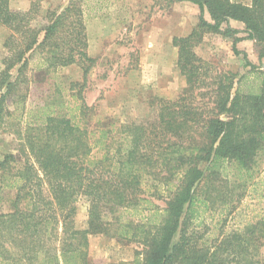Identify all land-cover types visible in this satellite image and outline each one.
<instances>
[{"label": "trees", "instance_id": "16d2710c", "mask_svg": "<svg viewBox=\"0 0 264 264\" xmlns=\"http://www.w3.org/2000/svg\"><path fill=\"white\" fill-rule=\"evenodd\" d=\"M168 1L199 9L192 30L172 39L181 92L155 98L148 120L98 122L94 129L78 121L89 110L80 95L71 116L27 111L34 122L22 134L25 158L0 161V264H92L88 236L110 232L141 251L131 263L109 264H264V209L241 227H225L246 193L264 201V0ZM34 6L24 11L0 0V25L9 31L0 59V123L23 110L24 94L14 93L28 83L33 54L38 68L78 64L83 77L95 62L78 1L38 24ZM208 33L234 36L244 72L215 71L198 56ZM244 39L258 47V64L237 48ZM3 190L13 192L6 209ZM81 197L88 216L77 228Z\"/></svg>", "mask_w": 264, "mask_h": 264}, {"label": "rangeland", "instance_id": "374dc122", "mask_svg": "<svg viewBox=\"0 0 264 264\" xmlns=\"http://www.w3.org/2000/svg\"><path fill=\"white\" fill-rule=\"evenodd\" d=\"M13 9L29 10L34 6L35 21L46 22L47 13L58 14L73 0H9ZM83 10L87 53L95 59L86 77L78 64L55 70L38 68L40 56L33 54L25 69L26 85L17 89L15 95L24 94V107L13 116H5L0 123V161L13 154L16 163L25 158L18 151L23 143L25 128L34 120L28 116L39 110L77 114L80 100L88 106L87 118L80 121L91 129L98 122H141L152 117V102L157 97L175 98L185 85L184 78L176 67L177 48L174 36L188 34L196 25L198 6L191 1L169 2L168 0H75ZM249 4L250 0H233ZM208 18V15H205ZM235 28L242 24L231 21ZM9 31L0 25V59L6 54L3 46ZM243 36L244 33L237 34ZM235 35V36H237ZM234 36L208 33L196 47V53L209 65L221 71L246 70L242 54L232 51ZM248 60L258 64V47L253 40L236 43ZM264 66V57L262 59ZM72 85V86H71ZM13 111L12 103L8 102ZM40 113V112H38ZM40 117V114H38ZM0 178V187L3 188ZM6 200L12 191L3 190ZM242 201L236 216H228L225 227H241L264 209V201H258L250 191ZM161 207L164 203L156 201ZM75 226L84 228L88 216V202L84 197L76 203ZM217 219L218 213H213ZM216 229H214V232ZM113 232V231H112ZM109 234L97 233L88 236V256L92 264L116 262L131 263L141 246L137 243L118 240Z\"/></svg>", "mask_w": 264, "mask_h": 264}]
</instances>
